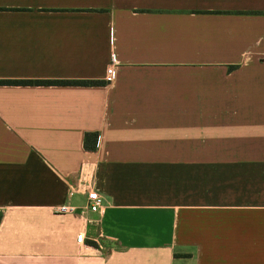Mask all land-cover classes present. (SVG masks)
I'll return each instance as SVG.
<instances>
[{"label": "crops", "instance_id": "crops-1", "mask_svg": "<svg viewBox=\"0 0 264 264\" xmlns=\"http://www.w3.org/2000/svg\"><path fill=\"white\" fill-rule=\"evenodd\" d=\"M0 81L87 83L0 85V264H264V0H0Z\"/></svg>", "mask_w": 264, "mask_h": 264}, {"label": "built area", "instance_id": "built-area-1", "mask_svg": "<svg viewBox=\"0 0 264 264\" xmlns=\"http://www.w3.org/2000/svg\"><path fill=\"white\" fill-rule=\"evenodd\" d=\"M113 81V69L112 67H108L106 70L105 82L111 83ZM86 201H87V209L92 212L96 213L99 212L102 208V198L92 189H87L86 193ZM68 198H71V194L68 195ZM74 208L69 206H61L58 209L59 213H69L73 212ZM76 242L78 244L84 243V235L79 234L76 236Z\"/></svg>", "mask_w": 264, "mask_h": 264}, {"label": "trees", "instance_id": "trees-1", "mask_svg": "<svg viewBox=\"0 0 264 264\" xmlns=\"http://www.w3.org/2000/svg\"><path fill=\"white\" fill-rule=\"evenodd\" d=\"M23 84H37V85H85L87 83L83 81L79 82H69V81H53V82H47V81H36V82H29V81H0V85H23ZM89 135L85 136V142L84 145L87 147V137Z\"/></svg>", "mask_w": 264, "mask_h": 264}]
</instances>
